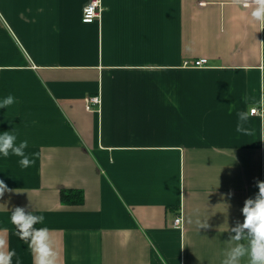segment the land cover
I'll use <instances>...</instances> for the list:
<instances>
[{
    "label": "crops",
    "instance_id": "0c3cea01",
    "mask_svg": "<svg viewBox=\"0 0 264 264\" xmlns=\"http://www.w3.org/2000/svg\"><path fill=\"white\" fill-rule=\"evenodd\" d=\"M89 2L0 0V97H15L0 131L34 161L0 156V250L32 264L10 220L21 206L44 216L35 227L49 228L58 264H224L247 243L230 229L264 180V122L237 131L260 99L255 4L102 0L85 24ZM66 190L83 203H63Z\"/></svg>",
    "mask_w": 264,
    "mask_h": 264
},
{
    "label": "clouds",
    "instance_id": "9594fccd",
    "mask_svg": "<svg viewBox=\"0 0 264 264\" xmlns=\"http://www.w3.org/2000/svg\"><path fill=\"white\" fill-rule=\"evenodd\" d=\"M255 4L251 12V16L255 21L264 24V0H252ZM95 3V0H93ZM244 8L250 6L249 0H241ZM94 11L93 7L87 6L85 12ZM85 23H90L88 19ZM15 97L8 94L6 97H0V109L8 108L14 104ZM260 115L264 122V70L261 71V90L260 99ZM256 107L237 112L238 123L237 131H245L243 124L248 121L250 115L256 114ZM17 136L13 131H0V156L8 157L16 155L20 157L19 164L21 167H28L34 163L30 159V155L25 153L28 147V141L23 140L16 143ZM258 193L254 197L245 200L242 208L244 216L243 222H237L230 229V239L235 241H247V243H238L230 249L224 264H240L242 257L249 258V264H264V180H257ZM7 185L0 180V196L3 195ZM44 216L34 212L26 211L25 207L17 206L11 212L10 220L16 226L15 234L24 241V244L30 249L32 254V264H58V252L56 250V241L51 235L49 228L35 225L44 222ZM207 221L200 223L201 227H207ZM6 245V240L0 237V249ZM13 257H16L15 264H22L16 250L2 251L0 250V264H13Z\"/></svg>",
    "mask_w": 264,
    "mask_h": 264
},
{
    "label": "built area",
    "instance_id": "2783aa9c",
    "mask_svg": "<svg viewBox=\"0 0 264 264\" xmlns=\"http://www.w3.org/2000/svg\"><path fill=\"white\" fill-rule=\"evenodd\" d=\"M87 6L93 7L94 11L91 12V13H86L85 12V8ZM85 8L83 10L82 21H83V23H85L84 20L85 19H88L91 22L90 23H85V24H93L94 22L98 21L101 18L102 13L104 11V4H103L102 0H95V3H93V0H90V2L85 6ZM206 64H207V60H200V61H196V62H192L191 63V65L193 67H196V68L205 67ZM98 104H100V97H91L88 100V102H87V107L90 110H93L94 109V106L95 105H98ZM256 109H257L256 114L251 115V116H258V117L261 118V115H260V106H257ZM182 224H183L182 217H179V218H176L175 219L174 225L176 227L181 226Z\"/></svg>",
    "mask_w": 264,
    "mask_h": 264
},
{
    "label": "trees",
    "instance_id": "16d2710c",
    "mask_svg": "<svg viewBox=\"0 0 264 264\" xmlns=\"http://www.w3.org/2000/svg\"><path fill=\"white\" fill-rule=\"evenodd\" d=\"M63 203L82 204L84 201L83 192L77 190H66L62 192Z\"/></svg>",
    "mask_w": 264,
    "mask_h": 264
},
{
    "label": "snow or ice",
    "instance_id": "6c2138e0",
    "mask_svg": "<svg viewBox=\"0 0 264 264\" xmlns=\"http://www.w3.org/2000/svg\"><path fill=\"white\" fill-rule=\"evenodd\" d=\"M89 13H91V10H89Z\"/></svg>",
    "mask_w": 264,
    "mask_h": 264
}]
</instances>
